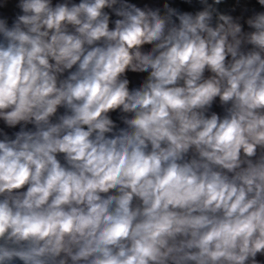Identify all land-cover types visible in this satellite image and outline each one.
Instances as JSON below:
<instances>
[{"label":"clouds","instance_id":"9594fccd","mask_svg":"<svg viewBox=\"0 0 264 264\" xmlns=\"http://www.w3.org/2000/svg\"><path fill=\"white\" fill-rule=\"evenodd\" d=\"M0 264H264V0H0Z\"/></svg>","mask_w":264,"mask_h":264}]
</instances>
